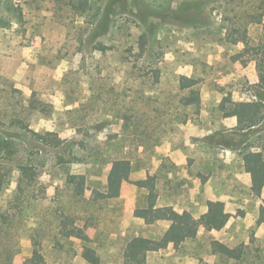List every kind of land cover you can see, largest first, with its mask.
Wrapping results in <instances>:
<instances>
[{"label": "rangeland", "instance_id": "1", "mask_svg": "<svg viewBox=\"0 0 264 264\" xmlns=\"http://www.w3.org/2000/svg\"><path fill=\"white\" fill-rule=\"evenodd\" d=\"M234 29L245 30L251 46L264 45V0H0V129L23 143L32 137L20 130L24 123L64 143L34 148L39 175L21 216L10 197L15 182L0 197L17 215L0 234V264H10V249L17 251L11 264H30L32 237L45 264H87L82 242L57 234L60 214L86 228L101 264H124L130 240L161 239L171 225L134 216L148 175L156 179L157 207L191 213L198 235L151 253L147 264H264V234L256 237L264 193L246 190L251 176L243 167L245 153L264 151V119L239 131L237 118L218 110L224 97L253 103L264 95L253 83L256 62L236 60L245 44L227 40ZM182 77L198 81L200 104H180L188 93ZM175 150L184 164L170 156ZM117 157L131 159L135 170L119 184V198L101 199L117 187L109 177ZM222 197L235 203L220 202L230 221L207 231L211 205ZM215 239L242 247V261L215 262Z\"/></svg>", "mask_w": 264, "mask_h": 264}, {"label": "trees", "instance_id": "2", "mask_svg": "<svg viewBox=\"0 0 264 264\" xmlns=\"http://www.w3.org/2000/svg\"><path fill=\"white\" fill-rule=\"evenodd\" d=\"M233 36H238L234 38ZM230 43L237 45L238 43L245 44V48L236 58L239 60L242 57L249 56L250 60L256 62V69L259 76V82L254 86L258 91H264V45L251 46L248 33L244 30L234 29L227 36ZM183 88L187 90L180 104L183 107H191L201 103L200 91L197 88L198 81L194 78L182 77ZM259 97V96H258ZM219 112L224 118L236 117L237 129L239 131L254 128L264 119V95L259 97V101L253 103H242L231 101L229 97H224L218 106ZM22 122V121H21ZM25 134L32 135L30 141L24 139L23 143H18L16 140L18 134L12 135L10 129H0V197L4 196L10 190L13 182L16 183L10 197L17 204L13 208L20 211L24 205L28 206L33 203V189L35 188L39 175L40 156L39 153H34V148L39 151L48 149H59L64 143L55 132H35L29 127L20 123ZM12 126L16 125L15 121L11 122ZM28 142L30 143L28 145ZM34 142V146H32ZM31 146V147H30ZM264 151L251 152L248 151L243 155V167L246 172L251 175L252 185L254 188H264ZM76 160V159H74ZM79 161V159H77ZM109 177L117 187H111L106 193L100 195L101 199H117L120 197L119 184L130 179L131 173L135 170L134 163L131 159L113 158ZM155 176H147V180L141 181L140 186L145 188V203L135 209L134 216L141 218L148 226L154 225L159 220L171 222L170 227L162 236L161 239H141L136 238L130 240L124 250V264H147V256L151 252H158L162 248H166L170 244L179 247L184 243L193 240L198 235V222L191 213L184 211L177 212L172 206L157 207L158 194L156 192ZM76 192L79 196L83 195L85 182L76 183ZM22 206V207H21ZM220 202L212 203L209 212V217L205 223L207 231L220 230L229 221L230 215L224 213L221 209ZM20 209V210H19ZM14 216L15 214L12 213ZM9 208L4 207L0 203V234L4 233L5 227L11 230L15 224L11 219ZM17 216V215H15ZM14 216V217H15ZM24 216V215H23ZM22 216V217H23ZM21 219V218H20ZM23 220V219H22ZM57 224V234L65 239H79L84 247L83 258L87 264H101V260L96 250L91 246L92 239L87 235L85 229L76 225L74 218L60 214ZM264 223V206L259 210V216L256 220V226ZM22 224V222H21ZM87 227V226H86ZM33 242L32 256L29 259L30 264H45L44 256L40 253V241L31 238ZM212 254H217L222 258L232 260L234 262L242 261L245 250L242 247L231 248L228 245L217 240L211 241ZM16 249L7 251L8 261L10 264L15 256Z\"/></svg>", "mask_w": 264, "mask_h": 264}, {"label": "crops", "instance_id": "3", "mask_svg": "<svg viewBox=\"0 0 264 264\" xmlns=\"http://www.w3.org/2000/svg\"><path fill=\"white\" fill-rule=\"evenodd\" d=\"M253 83H257V80H254L253 81ZM189 126V127H188ZM191 126V127H190ZM236 126V125H235ZM187 128H189V130L192 132V131H194V132H198V129L194 126V127H192V125H187ZM195 134H199V133H195ZM181 150H175V151H173L171 154H170V156L178 163V164H184V162L186 161V158L184 157V158H181ZM251 176V175H250ZM250 188H253V185H252V180H251V185H247V187H246V190H249ZM262 192L264 193V188H263V190H262ZM216 201L218 200V202H224V203H226V205H229V204H233V205H235V203L234 202H228L227 200H225V198L224 197H222V198H219V199H215ZM264 205V204H263ZM173 207V206H172ZM174 208V207H173ZM260 208H261V206H260ZM178 212V211H177ZM230 221V220H229ZM159 222V221H158ZM144 224H145V221H144ZM228 224V223H227ZM146 225V224H145ZM263 234H264V223H262L261 225H259V226H257V233H256V237H258V238H262V236H263ZM215 240H217V239H215ZM217 241H219V242H222V241H220V240H217ZM223 243V242H222ZM224 244H226V243H224ZM173 246V244H170L169 246ZM226 245H228V244H226ZM229 246V245H228ZM174 247V246H173ZM230 247V246H229ZM151 253H157V252H151ZM151 253H149L148 254V256L151 254ZM148 256H147V258H148ZM211 256L212 257H214V260H215V262H217V260H219V259H221L222 257H220L219 255H217V254H212L211 253ZM260 256L261 257H264V254L262 255V254H260ZM193 259V258H192ZM200 259L201 258H199V262H200ZM227 262L228 261H230V263L231 262H233L232 260H229V259H225ZM197 260H193V262H191V264H198L199 263Z\"/></svg>", "mask_w": 264, "mask_h": 264}]
</instances>
